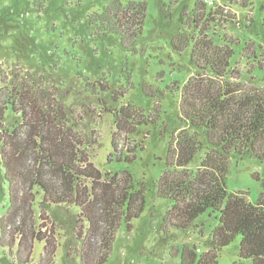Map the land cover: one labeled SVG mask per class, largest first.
<instances>
[{
    "label": "trees",
    "instance_id": "16d2710c",
    "mask_svg": "<svg viewBox=\"0 0 264 264\" xmlns=\"http://www.w3.org/2000/svg\"><path fill=\"white\" fill-rule=\"evenodd\" d=\"M146 12L145 2L112 0L102 14L90 17V23L100 35L116 34L124 47L131 48L142 35ZM181 20L190 29L193 24L195 33L191 39L178 36L174 45L179 51L192 46L197 73L180 90L185 128L172 136L166 169L157 182L158 198L169 203L162 231L187 233L209 212L218 223L207 240L208 251L199 255L184 245L181 253L178 249L173 253L180 264H218L221 251L238 237L240 261L233 264H264V191L252 203L247 192L230 193L227 188L231 155H250L264 164V89L232 81L234 50L231 43L220 44L216 35L219 25L237 20L228 7L199 0L192 16L184 11ZM50 76L13 75L6 83L11 89H0V164L9 186V209L0 218V245L12 249L18 240L19 263L29 264L37 240L45 244L43 258L51 264L57 246L32 231L34 207L68 214L77 209L79 214H71L70 221L77 240H83L82 264H107L122 224L130 231L144 213L145 189L136 187L129 173L103 174L95 167L86 143L70 126L63 103H57L70 92L45 88ZM116 95L118 102L124 92ZM108 113L114 115L117 129L113 148L118 133L134 135L145 121L131 105ZM202 151L199 165L191 168ZM135 160L136 156L126 158L130 163ZM79 221L86 222L87 229H79Z\"/></svg>",
    "mask_w": 264,
    "mask_h": 264
},
{
    "label": "rangeland",
    "instance_id": "374dc122",
    "mask_svg": "<svg viewBox=\"0 0 264 264\" xmlns=\"http://www.w3.org/2000/svg\"><path fill=\"white\" fill-rule=\"evenodd\" d=\"M111 1L0 0V89H11L6 83L13 75L22 79L33 73L52 75L44 87L70 92L64 100L58 97L57 103H63L70 126L86 143L95 167L103 174L129 173L136 187H144L145 211L132 222L130 231L122 224L107 264H180V257L173 253L177 249L181 253L184 245L199 255L206 253L207 240L218 223L208 212L187 233H164L162 221L169 203L156 194L171 138L185 128L180 120V90L197 73L192 46L179 51L174 44L178 36L193 37L194 25L190 29L181 17L184 11L191 17L199 0H121L147 5L142 35L131 48L124 47L116 34L100 35L90 23V17L102 14ZM204 1L226 6L236 15L233 24L216 28L218 42L231 43L234 50L232 81L264 89V0ZM103 84L108 89L103 91ZM115 92L117 97L124 92L118 102ZM127 105L145 121L134 135L118 133L113 148L117 129L114 115L108 111ZM204 153L196 157L191 168L199 165ZM133 156L135 161H126ZM227 188L230 193L247 192L250 201L257 203L264 191V164L250 155H231ZM8 209L9 186L0 164V218ZM76 213L77 209L71 210V214ZM71 214L54 208L43 211L37 204L34 207L32 231L57 246L51 264H82L83 240H77ZM78 227L85 230L88 224L79 221ZM17 243L12 249L0 245V264H20ZM32 245L29 264H46L45 244L34 240ZM237 261L240 237L221 251L218 264Z\"/></svg>",
    "mask_w": 264,
    "mask_h": 264
},
{
    "label": "built area",
    "instance_id": "2783aa9c",
    "mask_svg": "<svg viewBox=\"0 0 264 264\" xmlns=\"http://www.w3.org/2000/svg\"><path fill=\"white\" fill-rule=\"evenodd\" d=\"M208 3L209 6H214L215 3L213 1H206Z\"/></svg>",
    "mask_w": 264,
    "mask_h": 264
}]
</instances>
